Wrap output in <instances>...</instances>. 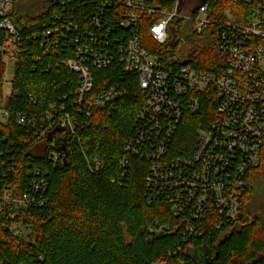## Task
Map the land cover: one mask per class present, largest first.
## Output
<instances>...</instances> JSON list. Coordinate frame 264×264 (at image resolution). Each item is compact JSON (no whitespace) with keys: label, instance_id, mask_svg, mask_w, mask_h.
Segmentation results:
<instances>
[{"label":"built area","instance_id":"obj_1","mask_svg":"<svg viewBox=\"0 0 264 264\" xmlns=\"http://www.w3.org/2000/svg\"><path fill=\"white\" fill-rule=\"evenodd\" d=\"M37 1L41 6L29 13ZM82 1L89 15L79 24L75 15ZM197 1L0 0V59L7 67L18 65L30 41L56 36L57 47L72 48L60 65L78 76L76 89L42 114L17 115V124L37 141L52 131L53 136H74L79 125H90L93 110L128 95L121 82L88 100L95 85L93 70L116 64L138 77L143 100L119 160L118 184L125 182L132 158L146 162V197L165 203L173 218L171 223L150 224L149 235L180 236L175 249L153 264H172V256L191 241L223 233L241 219L246 177L260 165L264 148V7L255 8L243 24H223L210 18L209 1ZM259 1L246 0L251 6ZM49 11L51 20L43 25L29 27L17 19H37ZM146 18L150 36L162 47L155 53L141 45L140 26ZM190 38L197 39L201 49H214L220 65L213 72L196 68L190 52L174 54L179 41ZM184 61L189 63L181 64ZM132 97L139 99L140 94L133 92ZM9 98L5 106V98L0 101V125L9 122ZM204 100L216 102L213 118L198 132L191 154L177 156L172 148L180 127L187 115L202 111ZM63 157L55 151L49 155L55 163ZM95 165L102 167L99 160ZM21 167L24 184L15 179ZM48 186V173L23 166L15 143L0 147V225L13 237H22L27 229L17 221L21 213L47 203Z\"/></svg>","mask_w":264,"mask_h":264},{"label":"trees","instance_id":"obj_2","mask_svg":"<svg viewBox=\"0 0 264 264\" xmlns=\"http://www.w3.org/2000/svg\"><path fill=\"white\" fill-rule=\"evenodd\" d=\"M208 1L210 18L223 24H243L250 20L255 8L264 7V0L252 6L246 0ZM83 2H77L75 16L79 24L89 15ZM197 2L200 4L201 0ZM51 14L49 11L37 19H17L29 27L39 26L48 23ZM150 23L148 18L142 21L141 45L155 53L162 47L150 36ZM174 26L180 27L178 22ZM56 41L53 36L26 44L14 71L8 103L10 119L8 124L0 125V147L5 149L15 143L23 166L45 170L49 180L47 203L23 211L17 219L29 230L28 235L13 237L0 225V263L153 264L175 249L180 236L149 235L150 224L171 223L173 218L165 203L146 197V162L132 158L125 182L118 184L119 160L143 100L138 77L116 64L93 70L95 85L88 100L121 82L129 93L104 109L93 110L88 118L90 125H79L74 136H53L52 131L44 141H37L17 124L19 113L42 114L77 87L78 76L60 65L70 58L72 48L57 47ZM190 54L196 68L203 71L213 72V67L220 65L213 48L195 46ZM7 68L0 59V101L5 98L2 89ZM133 92L140 94L139 99L132 97ZM215 108V101L204 100L200 113L185 117L172 148L177 156L191 154L198 132L212 120ZM64 145L66 153L62 150ZM53 151L62 153L64 161L55 163L49 159ZM95 160L101 161V168L96 169ZM259 164L246 177L241 219L223 233L191 241L172 256V264H264V203L260 200L264 195V148ZM16 175V180L26 183L24 167Z\"/></svg>","mask_w":264,"mask_h":264},{"label":"rangeland","instance_id":"obj_3","mask_svg":"<svg viewBox=\"0 0 264 264\" xmlns=\"http://www.w3.org/2000/svg\"><path fill=\"white\" fill-rule=\"evenodd\" d=\"M40 2L41 1H37L36 3H34L33 6L31 7V9L28 8V12L35 14L36 11L39 9V7L42 4ZM195 46H197V47L199 46L197 39L194 40V39L190 38V39H187L185 42L180 40L179 43L174 48V51H175L174 54L184 56V55L188 54L189 52H191ZM14 68H15L14 64H10L7 68V71H6V74L4 77V86L2 89L4 91L5 99L1 102V106H5L7 104L8 98H9L8 96L13 92V85L10 83V80L13 78ZM260 200H261V202L264 203V195L261 197ZM28 234H29V230L26 229L23 231L22 237H25Z\"/></svg>","mask_w":264,"mask_h":264},{"label":"water","instance_id":"obj_4","mask_svg":"<svg viewBox=\"0 0 264 264\" xmlns=\"http://www.w3.org/2000/svg\"><path fill=\"white\" fill-rule=\"evenodd\" d=\"M207 1L208 0H201V5L205 4ZM188 63H189V61H184L181 64L186 65ZM62 150L66 153V146L65 145L62 147ZM191 253H192V251L189 254H191ZM192 256H195V254L193 253ZM216 258H217V256H216Z\"/></svg>","mask_w":264,"mask_h":264}]
</instances>
